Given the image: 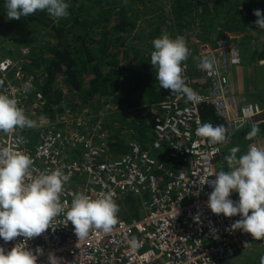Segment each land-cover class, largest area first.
Returning a JSON list of instances; mask_svg holds the SVG:
<instances>
[{"label": "built area", "instance_id": "2783aa9c", "mask_svg": "<svg viewBox=\"0 0 264 264\" xmlns=\"http://www.w3.org/2000/svg\"><path fill=\"white\" fill-rule=\"evenodd\" d=\"M11 44L5 45L0 34V94L14 97L36 123L13 133L0 131V147L11 145L28 154L34 161V176L55 169L68 175L62 203L70 206L75 193L92 198L111 193L119 211L111 232L93 229L83 240L62 213L38 237L24 241L20 236L10 242L0 238L6 252L23 242L34 254L37 247L43 250L37 264H50L49 254L52 264H237L240 251L264 247V239L231 229L239 215L229 218L211 212L207 201L212 188L203 184L224 167L232 133L251 124L263 110L257 101H240L233 87L231 72L241 62L238 46L221 38L199 43L198 61L204 56L213 59L212 73L200 69L195 75L202 84L197 86L182 63L186 84L199 99L192 102L167 89L165 99L154 105L149 142L131 140L125 152L112 155L107 153L104 115L86 108L54 116L45 111L35 76L24 72L19 57L29 49L22 47L13 57L3 52L5 46L11 50ZM27 84L31 88L25 90ZM202 102L210 104L223 121L226 142L211 145L196 135L202 124ZM252 144L264 148V134L250 139L238 157ZM71 151L77 156L72 157ZM230 199L238 201V193L233 191Z\"/></svg>", "mask_w": 264, "mask_h": 264}, {"label": "trees", "instance_id": "16d2710c", "mask_svg": "<svg viewBox=\"0 0 264 264\" xmlns=\"http://www.w3.org/2000/svg\"><path fill=\"white\" fill-rule=\"evenodd\" d=\"M65 2L69 5V15L66 18L57 19L46 10H38L31 16L10 20L11 23H16L11 27L17 31H24L22 35H17L11 32L9 26L4 25L2 17H6L5 0H0V33L5 31L11 33L12 38L16 36L24 40L21 45H25L29 51L19 55L23 70L26 74L35 75V85L43 96L44 110L53 116L65 110L77 114L82 108H86L84 105L90 106L94 99L99 98L102 101L100 111L103 107L106 109L105 106L109 103L119 108L135 107L141 100L153 105L164 100L167 89L160 88L156 79V69L152 67L150 57L154 50L152 41L165 34L161 32L160 26L166 21L179 29L172 31L173 28L170 26L166 34L171 38L183 36L186 40L190 54L182 63H185L187 75L193 80L197 79L195 74L200 68L197 49L192 47L195 41L192 43L188 41L191 31L187 29L181 31L185 27L188 28V24L198 19V24L205 27V30L212 31H214L211 29L212 25H219L214 38L210 35L201 36L202 41L213 42L221 38L229 43L243 41V44H248L250 41H258L264 33V30L256 26L257 17L253 14L257 9L264 14V0H167L168 7L165 9L164 20L158 22L154 30H147L152 41L147 42V45L140 43L144 44L143 46L134 41L139 35L137 32L134 33L136 31L134 27L140 15L139 7L133 3L144 4L146 8L154 6L155 10L159 9L157 17L160 19L163 9L156 3L161 1L65 0ZM23 25L24 28L21 30ZM30 33L35 35L30 36ZM258 51H264V47ZM254 52L260 54L257 50ZM129 62H133V65ZM201 84L194 81V85ZM62 85L68 89L66 94L61 88ZM132 92L139 97L137 100L134 99ZM65 98L70 99L68 107L64 105V101L67 100ZM262 109L251 124L232 133L231 149L234 147L243 149L241 147L250 141L248 134L253 126L258 127V135L264 134V106ZM135 112V118L124 125L123 132H119L121 128L118 126L111 129L110 123L107 124L102 117V127L105 128L107 125L110 130L106 137L107 153L115 155L125 152L131 140L149 142L152 137L150 122L153 113L148 119V114L143 108ZM200 116L202 123L210 122L213 126H225L208 103L200 104ZM230 153L231 151L225 156ZM223 163L224 167L220 169L227 170L225 159L222 160ZM127 201L134 205L135 201L130 196L127 197Z\"/></svg>", "mask_w": 264, "mask_h": 264}, {"label": "clouds", "instance_id": "9594fccd", "mask_svg": "<svg viewBox=\"0 0 264 264\" xmlns=\"http://www.w3.org/2000/svg\"><path fill=\"white\" fill-rule=\"evenodd\" d=\"M5 8L9 20L31 16L38 10H46L57 19L69 15L65 0H5ZM253 14L257 17L256 26L264 30V14L258 9ZM152 44L154 50L150 62L156 69L160 88L170 89L172 94L183 93L192 102L198 100V94L187 86L182 75V62L190 54L185 38L179 35L171 38L165 33L155 38ZM198 67L210 75L214 60L204 56ZM30 88V84L25 86V90ZM35 123L26 116L14 97L0 94V131L13 133L18 128L35 127ZM226 132L223 125L213 126L210 122H204L196 129V135L207 138L211 145L226 142ZM258 132V127L253 126L248 138L252 139ZM239 151L234 147L230 155L224 157L227 171L220 170L211 174L215 179L204 180L203 184L212 188L207 207L216 215L229 218L239 215L240 219L231 225V229L242 230L261 240L264 239V148L249 145L248 150L238 157ZM33 163L28 154L11 145L0 147V238L3 241L10 242L20 236L24 241L38 237L53 226V219L62 213L66 223L71 222L74 226L79 240L88 237L93 229L104 233L112 231L119 208L111 193H101L96 198L75 193L68 206L67 202H61V194L70 177L60 169L42 171L34 176L31 172ZM233 191L238 193V201L230 199ZM35 253L23 242L7 252L0 247V264H37L38 255L43 250L37 247ZM51 257L49 254L50 264ZM260 264H264V256Z\"/></svg>", "mask_w": 264, "mask_h": 264}, {"label": "rangeland", "instance_id": "374dc122", "mask_svg": "<svg viewBox=\"0 0 264 264\" xmlns=\"http://www.w3.org/2000/svg\"><path fill=\"white\" fill-rule=\"evenodd\" d=\"M161 1V3H156L161 5L163 11L161 13L160 19L157 17V15L159 14V9H154V6L150 5V7L146 8L144 4L141 3H133L134 5L137 6L138 9V13H139V19L136 21V26L135 28V34L137 32L138 37L135 38V42L138 43V45H142L140 43H144L145 45H147V42H151L152 40L149 38V34H147V30H154L155 27H157L158 22H161V20H164V15L166 14V8L168 6L167 5V0H158ZM155 4V5H156ZM2 20L4 22V25H7L11 28V32L12 33H16L17 35H22V32L24 31H17L14 27H11V25H16V23H11L10 20L8 21L7 17H2ZM200 23V22H199ZM172 26L173 30H179L176 25H172V23L166 21L164 24H162L160 26V30L162 33H168V27ZM188 28L185 27L184 30L181 31H185L190 30L191 33L189 36L190 39H188L189 42H193L192 47H194L195 49H197V45L199 43H205L208 41H202L201 36H209L214 38L218 31L216 30V28L219 27L218 24H214L212 25L211 29H214V31L212 30H205L206 28L203 27L201 24H198V19L195 20L193 23H190L187 25ZM24 28V25L22 26L21 30ZM200 33V34H199ZM203 33V34H202ZM1 34V33H0ZM11 34V33H10ZM8 32L4 33L2 32L1 37H2V41L5 43L7 42H11V50L8 48H6V46L4 47L3 52L4 53H9V55H12L13 57H18V52L20 50V48L22 47H26L25 45H21V42H23L24 40L21 39V37H16L14 36V38H12V36L10 35ZM202 34V35H201ZM31 35H35L30 33ZM240 41H242L241 39H239ZM234 45L238 46L240 54H241V62L239 67H244V64L247 63L248 65H250L252 68L255 67V71L251 72L252 70H250V74H251V78L243 76V80H241V78L239 79V76H232L233 79V87L236 91V94L238 96V98L240 99V101H257L261 107L264 106V88L262 87V85L264 84V51H258L261 50V48L264 47V33L263 36L258 40V41H250V43L248 44H243V41L240 43H236V42H232ZM143 44V45H144ZM20 45V46H19ZM142 45V46H143ZM243 47H246L243 49ZM7 49V51H6ZM257 50V53H260L259 55L261 56V58H259V55H257L254 51ZM263 55V56H262ZM128 61V60H127ZM129 64L133 65V62H129ZM152 73H150V76L152 77ZM34 75V74H33ZM155 75V74H154ZM35 76V75H34ZM238 82H237V80ZM241 82H243V90H242V86H241ZM195 82L198 84V78L195 80ZM246 82V87H245V83ZM133 84V83H132ZM135 84V81H134ZM264 86V85H263ZM61 88L63 89V91L65 92V94L68 92V89H66V86L62 85ZM246 90V93H245ZM130 91V90H129ZM132 95H134V99L137 100L139 97L135 95V93H131ZM131 96V95H130ZM263 96V97H262ZM67 99V98H65ZM70 99H67L64 101V105L66 107L67 104L69 103ZM94 103H90L88 105H84V107H86V109H88L89 111H91V113L93 114H97L98 112L101 113V115H103L102 113H107L109 116H114V119L110 120V128L112 129V127L114 125H117L121 128H123V126L125 124L128 123V121L123 120L122 119V114H127L130 115L128 113L130 112H135L137 109L139 108H143L144 111L148 114V119L150 118V114H152V112L155 110V107L153 104L148 103L147 101L144 102V100L139 101L135 107H119L116 109H105L104 107L101 108L100 111V103L102 102L100 100V98L94 99L93 101ZM109 103V102H107ZM109 105H111L109 103ZM147 108V109H146ZM134 115L135 114H131ZM230 144L228 143L225 147V149H230ZM247 144V143H246ZM244 144L243 147L246 145ZM264 256V247H253L249 250L244 251L243 253H241V251L239 253H237V258H236V263L237 264H260V260L261 257Z\"/></svg>", "mask_w": 264, "mask_h": 264}, {"label": "crops", "instance_id": "0c3cea01", "mask_svg": "<svg viewBox=\"0 0 264 264\" xmlns=\"http://www.w3.org/2000/svg\"><path fill=\"white\" fill-rule=\"evenodd\" d=\"M250 70H252L251 72H254L255 71V67H251L250 65H248L247 63H245L244 64V67L242 66V67H236V68H233V70H232V72H231V81H232V83H233V79H232V76L234 77V76H239V79L241 78V80H243L242 78H243V76H246V77H248L249 76V78H251V74H250ZM237 80V79H236ZM198 82L199 83H201L202 81L200 80V79H198ZM237 82H238V80H237ZM240 83H241V86H242V90H243V82H241L240 81ZM234 84V83H233ZM245 84V87H246V82L244 83ZM264 85V84H263ZM262 85V87L264 88V86ZM246 90H247V87H246ZM246 90H245V93H246ZM263 97V96H262ZM106 107V106H105ZM116 108H118L117 107V105H108V107H106V109H116ZM103 115H104V121L106 120V122H107V124H109L110 123V120H112V119H114V116H109L108 115V112L105 114V113H102ZM128 114H130V115H127V114H122V119L123 120H126V121H130V120H132V119H134L135 118V116L134 115H131V114H135L136 115V112H130V113H128ZM119 127V126H118ZM117 127V125H114L113 127H112V129H114V128H118ZM106 133L107 134H109L110 133V130L108 129V127H107V125H106ZM121 128V127H120ZM124 131V126H123V128H121V130L119 131V132H123ZM131 133V132H130ZM131 134H133V133H131ZM79 151V150H78ZM122 153V152H121ZM77 154H78V152L77 153H75L74 151H71V156L72 157H76L77 156ZM117 154H120V153H117ZM116 155V154H115Z\"/></svg>", "mask_w": 264, "mask_h": 264}]
</instances>
